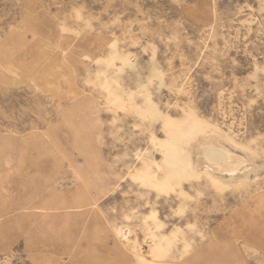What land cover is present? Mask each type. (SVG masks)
<instances>
[{
  "label": "rangeland",
  "instance_id": "rangeland-1",
  "mask_svg": "<svg viewBox=\"0 0 264 264\" xmlns=\"http://www.w3.org/2000/svg\"><path fill=\"white\" fill-rule=\"evenodd\" d=\"M0 264H264V0H0Z\"/></svg>",
  "mask_w": 264,
  "mask_h": 264
},
{
  "label": "bare ground",
  "instance_id": "bare-ground-1",
  "mask_svg": "<svg viewBox=\"0 0 264 264\" xmlns=\"http://www.w3.org/2000/svg\"><path fill=\"white\" fill-rule=\"evenodd\" d=\"M216 145L219 147L221 159L217 160L214 158L213 153L207 151V149ZM192 146V149L189 148V156H194L196 158H200L203 161L204 166L211 167L217 170L225 168L227 166V170L229 172H236L239 169V166L242 162V158L239 156H234L230 154L223 146H221L216 140H207L199 143H195Z\"/></svg>",
  "mask_w": 264,
  "mask_h": 264
}]
</instances>
